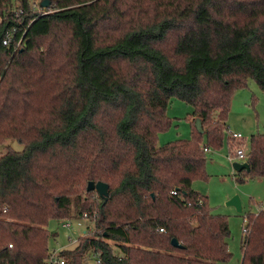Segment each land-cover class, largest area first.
<instances>
[{
	"label": "trees",
	"instance_id": "16d2710c",
	"mask_svg": "<svg viewBox=\"0 0 264 264\" xmlns=\"http://www.w3.org/2000/svg\"><path fill=\"white\" fill-rule=\"evenodd\" d=\"M48 8L0 0V145H24L0 155V264H45L48 224L73 206L95 229L64 251L68 264L89 252L101 264H227L229 218L193 182L207 178L205 148L223 144L235 92L249 78L264 91V0ZM172 98L193 106L192 136L158 146ZM247 162L240 178L264 177L263 132ZM89 181L109 185L107 201ZM244 218L241 264H264V211Z\"/></svg>",
	"mask_w": 264,
	"mask_h": 264
},
{
	"label": "rangeland",
	"instance_id": "374dc122",
	"mask_svg": "<svg viewBox=\"0 0 264 264\" xmlns=\"http://www.w3.org/2000/svg\"><path fill=\"white\" fill-rule=\"evenodd\" d=\"M32 1L37 11H50L48 7H41L42 0ZM241 93L229 111V131L225 135L222 146L220 148L211 147V151L206 153L207 178H197L193 182L194 189L208 197L213 213L226 215L229 218L231 235L228 238V243L233 255L227 264H241L244 217L248 213L257 214L264 207V177H252L244 173L243 178H240V175L236 174L238 170L233 165L235 162L242 163L246 160H230L228 158V154L232 150L228 141L231 132H240L247 139L245 145L247 152L251 149L253 134L264 133V91L261 90L255 79L249 78V87L244 88ZM193 110L191 104L178 98H172L167 108V115L172 120V125L159 134L158 146L177 139H189L192 136L193 127L189 117ZM10 148L22 151L24 145L17 140H5L0 145V155L6 153ZM96 194L99 196L97 192ZM235 196H239L241 199L242 211L229 204V201ZM70 215L72 216L71 228L63 227L60 219L50 220L48 224V229L52 234L50 248H72L76 245L69 240L70 237L78 239L84 232L88 234L95 229V221L76 218L77 212L74 206ZM96 263L95 254L87 253L84 257V264Z\"/></svg>",
	"mask_w": 264,
	"mask_h": 264
},
{
	"label": "built area",
	"instance_id": "2783aa9c",
	"mask_svg": "<svg viewBox=\"0 0 264 264\" xmlns=\"http://www.w3.org/2000/svg\"><path fill=\"white\" fill-rule=\"evenodd\" d=\"M3 42H4V44H7L8 38H6ZM228 138H229L230 143H232L234 145V147H232V150L228 154V158L230 160L242 159V160L247 161V151L245 150L246 139L244 138L242 133L231 132V134L229 135ZM205 150L210 151L208 148H205ZM174 193H176V192L174 191ZM260 211H264V207ZM76 218H80V219L84 218V219L92 220L88 216L87 213H84L81 215L79 214L76 216ZM71 219L72 218L62 219L61 225L65 228H71L72 227V223L70 222ZM247 225H248V220H247V218H244V227H243L244 234H247L249 232V228ZM86 234L87 233L84 232L83 234H81V236H85ZM69 240L74 242L75 245H77L79 243V238L73 239L72 237H70ZM10 246H12V245H10ZM67 249L68 248H56V247L50 248L45 264H68L67 259L64 256V251ZM96 260H97L96 264H101L100 259L96 258Z\"/></svg>",
	"mask_w": 264,
	"mask_h": 264
},
{
	"label": "water",
	"instance_id": "95a60500",
	"mask_svg": "<svg viewBox=\"0 0 264 264\" xmlns=\"http://www.w3.org/2000/svg\"><path fill=\"white\" fill-rule=\"evenodd\" d=\"M50 4H51V0H42L41 3H40L41 7H48ZM233 166L237 170L246 169V170L249 171V169H250V164L247 161H245L243 163L235 162ZM87 190L88 191H94L95 190V191H97L99 196L102 197L105 201H107V199H108V196H109V185L106 182H103V181H98V182L89 181ZM229 204L233 205V206H236L239 211H242V202H241V199H240L239 196L233 197L229 201ZM172 244L175 247H182V244L176 238L172 239Z\"/></svg>",
	"mask_w": 264,
	"mask_h": 264
},
{
	"label": "crops",
	"instance_id": "0c3cea01",
	"mask_svg": "<svg viewBox=\"0 0 264 264\" xmlns=\"http://www.w3.org/2000/svg\"><path fill=\"white\" fill-rule=\"evenodd\" d=\"M243 89H239L235 92L234 96L232 97V101H231V106H230V110L233 108L234 103L236 102L237 98H239V96H241L240 94H242ZM247 141V139H246ZM245 162V161H244ZM243 163V162H242ZM237 170V169H236ZM242 170H238V172L236 174H238L239 172H241Z\"/></svg>",
	"mask_w": 264,
	"mask_h": 264
}]
</instances>
